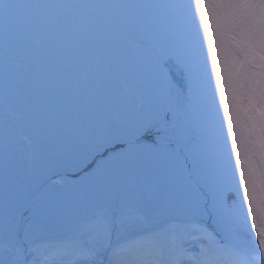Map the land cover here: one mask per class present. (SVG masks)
<instances>
[{"label": "snow or ice", "instance_id": "6c2138e0", "mask_svg": "<svg viewBox=\"0 0 264 264\" xmlns=\"http://www.w3.org/2000/svg\"><path fill=\"white\" fill-rule=\"evenodd\" d=\"M41 7L28 0H6L0 6V39L5 41L0 52V186L11 169L25 159L29 163L36 159L35 136L52 127L63 99V68L55 71L48 86L33 84L32 69L6 44L10 33L21 35L28 28ZM53 7L58 17L69 9L76 14L83 9L89 24L96 22L97 13L119 21L117 46L103 75L113 82L122 72L146 79L162 97L171 119L165 112L159 119L145 120L128 139L120 131L100 137L87 153L65 162L85 174L100 169L98 175H111L112 180L109 192L77 211L63 234L44 235L36 201L9 207L0 198V264H264V142H259V174L251 163L248 167L236 163L237 133L230 127L231 115L222 123L203 43L207 34L214 61L213 37L234 31L235 47L229 55L239 64L238 74L257 67V57L264 69V0ZM144 12L177 23L162 37L136 25V15ZM169 64L181 75V84L172 78ZM260 99L264 103V91ZM259 136L264 141V125ZM147 142L179 165L182 184L173 182L166 163L154 171L113 172V161L144 150ZM257 143L251 141L252 157L257 155ZM185 186L195 193L194 200ZM164 207L179 211L152 224V217Z\"/></svg>", "mask_w": 264, "mask_h": 264}, {"label": "rangeland", "instance_id": "374dc122", "mask_svg": "<svg viewBox=\"0 0 264 264\" xmlns=\"http://www.w3.org/2000/svg\"><path fill=\"white\" fill-rule=\"evenodd\" d=\"M6 0H0L2 6ZM43 7L36 10L28 28L21 35L10 33L7 47L15 51L19 58L32 69V83L48 86L55 71L63 68L66 82L61 91L63 99L59 103L58 117L52 127L37 132L35 136L36 159H27L9 171L4 186H0V198L6 199L9 207L36 201L34 207L43 221L44 235L56 236L67 232L77 211L105 196L111 188V175H98L100 169L87 174L78 169L66 167L65 162L87 153L94 141L115 131H120L126 139L132 137L135 126L145 120L161 118L170 111L154 86L146 79L130 72H122L113 82L103 73L109 54L117 46L119 21L96 14L93 24L86 22L84 10L69 9L63 17L56 15L55 5L105 4V3H155L157 0H28ZM147 13V12H144ZM136 15L139 27L155 30L164 37L177 22L148 13ZM105 25V27H101ZM111 25V27H107ZM235 32L213 37L216 49L215 60L207 47L205 34L204 51L207 54L213 96L218 105L222 123L231 115V129L237 133L240 147V167L255 165L259 174L261 138L259 133L264 125V103L260 97L264 91V69L257 67L247 73L238 74L239 64L229 55L235 47L231 42ZM240 39L239 36L236 37ZM5 41L0 39V52ZM169 67V66H168ZM170 68V67H169ZM171 69V68H170ZM217 70L219 79H216ZM254 74V75H253ZM172 78L181 84L182 77ZM227 105V110H225ZM256 132L253 133L252 128ZM258 141L257 155H250L251 141ZM240 161H243L241 164ZM167 164L175 184L183 183L179 165L163 150L154 148L150 142L144 150L134 153L111 164L113 172L123 168L156 170ZM78 173V174H77ZM168 179V177H164ZM57 181L55 185L52 181ZM185 193L193 200L185 186ZM40 199L37 200V196ZM178 208L164 207L152 217V224L162 223Z\"/></svg>", "mask_w": 264, "mask_h": 264}, {"label": "water", "instance_id": "95a60500", "mask_svg": "<svg viewBox=\"0 0 264 264\" xmlns=\"http://www.w3.org/2000/svg\"><path fill=\"white\" fill-rule=\"evenodd\" d=\"M147 17H149V14L148 13H144L143 15H142V18H147ZM172 67H174L175 68V66L174 65H172V64H170ZM176 70V69H175Z\"/></svg>", "mask_w": 264, "mask_h": 264}]
</instances>
